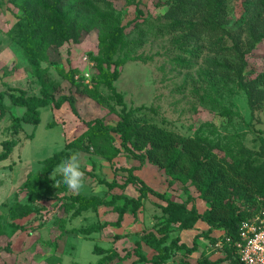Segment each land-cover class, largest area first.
<instances>
[{"label":"rangeland","instance_id":"1","mask_svg":"<svg viewBox=\"0 0 264 264\" xmlns=\"http://www.w3.org/2000/svg\"><path fill=\"white\" fill-rule=\"evenodd\" d=\"M171 1L107 0L109 8L125 26L127 45L115 57L124 59V63L113 85L122 95L126 111L135 110L137 119L183 136L207 137L219 147L221 154L228 150L235 152L241 147L258 151L259 138L264 137V103L260 109L250 112L246 95L235 75L236 67H232L233 58L223 50L232 46V37L245 22L247 2L223 0L226 6L222 24L224 40L218 47L203 46L200 57L195 59L188 52L200 46L184 40L182 32L172 31L171 21L165 16L169 8L167 3ZM20 4L21 0H0V95H3L0 104L6 107L5 116L0 120V152L2 141H18L10 157L0 163V264H98L101 256L93 254L95 246L102 250H115L123 257L130 252V257L114 264H131L136 261L133 254L136 241H141L142 253L151 258L155 252L142 238L154 235V243L162 237L159 226L164 217L159 206L165 203L159 198L149 196L142 212L126 213L119 228L108 226L90 236L74 231L93 223L115 222L117 213L113 206L100 207L96 212L88 211L76 218L60 206L64 196L76 194L107 200L119 194L136 197V186L130 185L124 191H108L98 184V179L115 180L119 184L125 181L126 170L138 166V162L125 153L112 163L87 152L80 153L81 169L95 177L84 175V187L79 193L56 190L54 199L37 204L35 213L29 217L16 221L10 219V208L27 200L22 185L29 173H39L44 159L77 138L84 121L104 118L106 123L115 124L118 119L116 113L121 111L111 93L101 85L102 103L77 96V115L72 113L67 103L60 109L49 106L41 110L38 125L23 124L18 136L10 135L12 119L20 117L25 110L13 107L5 92L12 88L38 94L40 90L11 34L22 17ZM99 36L100 31L95 28L79 44L67 43L47 51L42 67L60 85L56 97L76 94L75 88L60 75L59 70L67 72L75 68L80 73L88 71L91 77H97L99 72L93 57L99 54ZM84 57L92 67L83 63ZM245 61L241 75L243 82L247 83L264 71V38L245 55ZM109 106H113L116 113L110 112ZM115 143L119 144L117 136ZM135 174L165 198L184 201L191 195L196 198V209L200 213L208 206L197 198L194 188L184 190L179 183L170 185L153 165L146 164ZM121 204L116 202L117 206ZM246 206L241 204L240 208ZM205 231L202 224H197L194 230L172 229L166 244L171 238L178 237L180 243L191 246L197 238V250L187 256L178 253L168 264H196L204 255L211 259L220 258L210 253L211 243L201 235Z\"/></svg>","mask_w":264,"mask_h":264},{"label":"trees","instance_id":"2","mask_svg":"<svg viewBox=\"0 0 264 264\" xmlns=\"http://www.w3.org/2000/svg\"><path fill=\"white\" fill-rule=\"evenodd\" d=\"M245 2L248 6L246 20L232 37V46L223 50L233 58L232 67H236L238 84L246 95L250 112L253 113L264 103V71L247 83L243 82L241 71L246 65L245 55L264 38V5L261 6L264 0ZM167 4L169 8L165 16L171 21V30L182 32L184 40L200 46L189 51L190 56L197 59L203 46L218 47L222 43L225 31L222 24L226 15L223 0H173ZM20 10L22 17L11 34L40 90L38 94H28L24 90L12 88L5 92L13 107L25 110L20 117L12 119L10 135L18 136L23 124L38 125L41 110L49 106L60 109L67 103L72 113L77 115V96L102 103L104 98L99 92L101 85L111 93L121 111L116 113L115 108L109 106V111L118 116L115 124L106 123L104 118L84 121L83 130L77 138L44 159L39 173H29L22 185L27 200L10 208V219L16 221L27 218L35 213L37 204L54 199L56 190H68L62 182L56 186V181L62 180V177L52 174L57 165L71 153L87 152L109 163L125 153L138 162V166L126 170L128 174L125 181L119 184L115 180L107 182L98 179V184L105 186L108 191H124L130 185L136 186L138 195L128 197L119 194L112 196L110 200L95 196L87 198L78 194L64 196L61 209L71 213L72 218L108 206H113L117 213L115 222L93 223L75 230L76 234L90 236L100 233L108 226L119 228L126 213L142 212L144 202L149 196H153L165 203L159 206L164 217L159 226L162 237L154 243V235L148 234L142 238L155 252L151 258L142 253L141 241H136L133 249L136 261L131 264H168L178 253L185 256L192 254L197 250V238L191 246L180 243L178 237L171 238L170 243H166L172 229L192 230L199 222L207 226V230L201 235L208 238L211 244L223 236L236 240L240 223L259 209H264V137L259 138L260 147L256 152L241 147L235 152L228 150L221 154L219 147L207 137L183 136L155 123L137 119L135 110L126 111L123 97L113 85L119 77V68L124 63V59L115 57L127 45L125 26L109 8L107 0H21ZM95 28L100 31V41L99 54L93 57L99 72L97 77H91L94 85L91 88L84 85L83 76L75 68H70L67 72L59 70L60 75L75 88L76 94L56 97L61 89L60 85L42 67L47 51L67 43L79 44ZM76 75H81L78 80L74 78ZM2 97L1 94L0 98ZM5 113L6 107L0 104V120ZM116 136L118 145L115 143ZM17 143L15 139L1 142L0 163L10 157ZM146 164L157 167L170 185L179 183L184 190L194 188L197 198L208 204V208L199 213L196 198L191 195L184 201H172L154 191L134 174ZM82 171L84 175L95 177L90 172ZM116 202H121V206H117ZM241 204L247 205L246 208L241 209ZM215 232L221 234L213 236ZM93 254L101 256L98 264H114L130 257V252L123 257L115 250H102L96 246ZM221 254L222 257L216 260L200 256L196 264H242L232 247H226Z\"/></svg>","mask_w":264,"mask_h":264},{"label":"built area","instance_id":"3","mask_svg":"<svg viewBox=\"0 0 264 264\" xmlns=\"http://www.w3.org/2000/svg\"><path fill=\"white\" fill-rule=\"evenodd\" d=\"M83 63L92 67L86 57L83 58ZM81 75L84 85L91 88L90 72H82ZM81 75L74 78L78 80ZM226 247L233 248L236 258L242 264H264V209H259L240 223L236 240L223 236L211 244L212 250L220 253L225 252Z\"/></svg>","mask_w":264,"mask_h":264},{"label":"clouds","instance_id":"4","mask_svg":"<svg viewBox=\"0 0 264 264\" xmlns=\"http://www.w3.org/2000/svg\"><path fill=\"white\" fill-rule=\"evenodd\" d=\"M79 157L78 152H73L67 159L57 165L52 175L59 174L62 180L56 181V186L62 182L68 190L75 193H79L84 187V172L81 170Z\"/></svg>","mask_w":264,"mask_h":264},{"label":"crops","instance_id":"5","mask_svg":"<svg viewBox=\"0 0 264 264\" xmlns=\"http://www.w3.org/2000/svg\"><path fill=\"white\" fill-rule=\"evenodd\" d=\"M137 171H138V170H137ZM134 174H135V173H134ZM135 175L137 176V174H135ZM138 177H139V176H138ZM195 203H196V201H195ZM206 206H207V205H206ZM207 208H208V207H205V208H204V211H205ZM204 211H203V212H204ZM203 212H202V213H203ZM199 213H200V212H199ZM197 224H202V225H204V226L206 227V230H207V226H206L204 223L199 222V223H197ZM197 224H196V226H197ZM196 226H195V227H196ZM195 227H194V229H195ZM194 229H193V230H194ZM219 234H221V232H215V233L213 234V236H218ZM210 247H211V245H210ZM210 253H211V254L214 253V254H217V255H219L220 257H222V256H221L222 254H221L220 252H216V251H213V250H211V249H210ZM220 254H221V255H220ZM210 259H211V258H210ZM216 259H217V258H215V259L212 258L211 260H216Z\"/></svg>","mask_w":264,"mask_h":264}]
</instances>
